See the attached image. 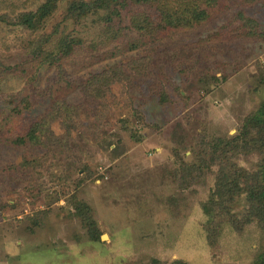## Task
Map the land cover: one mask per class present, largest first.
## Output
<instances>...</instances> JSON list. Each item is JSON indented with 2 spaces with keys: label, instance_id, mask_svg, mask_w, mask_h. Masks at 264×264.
<instances>
[{
  "label": "rangeland",
  "instance_id": "rangeland-1",
  "mask_svg": "<svg viewBox=\"0 0 264 264\" xmlns=\"http://www.w3.org/2000/svg\"><path fill=\"white\" fill-rule=\"evenodd\" d=\"M48 1L0 0V264H259L246 194L222 210L215 186L262 156L219 169L207 144L264 108V35L238 21L264 32V0H214L205 21L156 33L133 28L132 4L110 24L66 19L90 0L19 21ZM60 38L80 43L48 60ZM33 124L40 142L14 145Z\"/></svg>",
  "mask_w": 264,
  "mask_h": 264
},
{
  "label": "trees",
  "instance_id": "trees-1",
  "mask_svg": "<svg viewBox=\"0 0 264 264\" xmlns=\"http://www.w3.org/2000/svg\"><path fill=\"white\" fill-rule=\"evenodd\" d=\"M52 1L53 0H49L47 2L48 4L42 6L36 13L25 15L23 21L22 18L19 21H25L29 28H33L35 22L34 18L36 16H40L37 21L40 22L42 18L46 17L51 12L49 3ZM131 4L145 7L143 11H138V13L132 16L133 28L137 31L147 32H152L154 28H157L154 32L156 33L160 30L164 31L181 27H193L205 21L208 16L207 9L214 4V0H90L86 2H72L66 12V19L79 22L89 14H98L104 11L107 17V19L105 18V22L110 24L115 21L114 19H119L122 12L131 7ZM150 9L155 12L154 18L147 13ZM238 21L248 29L250 37L264 35V32H258V24L254 20L239 15ZM147 32H145V34H147ZM49 38V35H45L44 39L46 40L44 43H46ZM77 43H80L79 40L60 38L55 46V52L46 54L45 56L48 60H51L57 59L61 54H71ZM42 53L43 48H40L38 54ZM45 119H48V116H43L39 122H43ZM40 126L39 124H33L23 136H18L12 143H14V145L39 143L40 139L36 132L41 131ZM207 146L211 165H217L219 169L226 167L221 163L223 159L233 158V156L241 152H246L245 154L256 152L258 155L262 156L260 163L263 165L260 166L259 172L243 175L237 170L229 177H225L218 171L215 193L223 200L229 202V205L227 204L228 206H225L226 204H221L220 208L222 210H227L232 204L237 203L242 194L245 193V201L248 202L249 209L246 215L242 216V218L245 219L244 223L257 219L259 224H262L264 227V108L249 115L242 123L235 136L229 139H213ZM202 160L204 161L203 158ZM258 260L259 264H264L263 252L259 255Z\"/></svg>",
  "mask_w": 264,
  "mask_h": 264
},
{
  "label": "water",
  "instance_id": "water-1",
  "mask_svg": "<svg viewBox=\"0 0 264 264\" xmlns=\"http://www.w3.org/2000/svg\"><path fill=\"white\" fill-rule=\"evenodd\" d=\"M105 236H103L102 238L104 239Z\"/></svg>",
  "mask_w": 264,
  "mask_h": 264
}]
</instances>
